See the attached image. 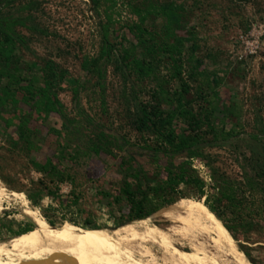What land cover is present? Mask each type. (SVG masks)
<instances>
[{"label": "rangeland", "instance_id": "1", "mask_svg": "<svg viewBox=\"0 0 264 264\" xmlns=\"http://www.w3.org/2000/svg\"><path fill=\"white\" fill-rule=\"evenodd\" d=\"M165 1L168 0H115L109 4L105 0H13L10 3L0 0V17L24 21L23 26L12 27L24 38V44L18 46L21 62H37L40 71L46 64L54 65L63 76L62 89L58 91L62 114H46L37 110L35 103L25 105L10 100L0 108V244H8L19 236L9 230L25 227L28 219L35 228L46 231L73 225L48 223L37 210L26 209L29 202L25 194L8 188L35 187L43 176L40 166L47 160L75 175L83 191L79 206L96 214L98 222L105 226L100 230L116 236L106 200L101 198L98 202L99 197L87 188L94 185L109 189L110 200L116 199L126 213L127 202L116 188L123 178L120 165L142 162L137 144L140 135L135 128L139 98H148L156 83L166 80L168 74L165 57L154 76L143 80L129 70L125 50L132 51L135 47L131 57L143 52L129 27L138 20L137 10ZM174 1L189 10L185 23L176 33L194 35L193 41L185 43V60L191 55L202 60L193 85L210 92L216 116L225 128L235 126L241 133L228 140L207 143L209 163L187 156L167 161L152 157L153 165H144L142 175L149 178L160 174L163 178L168 169L197 175L204 180L206 192L212 198L224 188L214 180L212 169L216 175L232 180L243 195L235 210L245 220L232 235L253 264H264V149L258 138L253 137L258 132L264 135V0ZM162 23L163 19L155 15L145 21L150 30H158ZM32 25L39 30L32 29ZM104 32L112 48L109 56L99 60L102 77L98 78L83 70L81 63L86 57L99 55ZM212 77L220 81L214 89L207 88ZM162 86L169 91L174 88L172 81H165ZM161 104L169 108V102L164 100ZM227 111L233 113L223 118ZM7 118L13 119L10 127L5 126ZM96 124L122 142L121 146L114 147L110 153L86 149ZM18 125L31 130L30 136L35 141L32 150L25 149L18 140ZM76 156L81 159L72 160ZM135 169L138 170L137 165ZM69 190V182H63L61 198H51L42 192V204L65 201ZM51 191L55 192L53 188ZM7 210L10 214L5 213ZM159 210L153 213V219L160 226ZM227 214L232 216L228 210ZM135 249L142 251L141 247ZM155 249L160 258L156 245ZM46 257L52 259L50 255ZM128 257L122 252L119 259L108 264H130L134 258Z\"/></svg>", "mask_w": 264, "mask_h": 264}, {"label": "trees", "instance_id": "2", "mask_svg": "<svg viewBox=\"0 0 264 264\" xmlns=\"http://www.w3.org/2000/svg\"><path fill=\"white\" fill-rule=\"evenodd\" d=\"M9 1L13 0H7L8 3ZM92 1L96 2V0ZM105 1L109 4L115 3V0ZM136 13L138 20L129 29L143 52L140 55L133 54L131 57L135 47L132 51L125 50L124 59L127 61L129 70L139 80H143L154 76L165 57L168 74L166 80L156 83L148 98L145 99L143 96L139 98L135 128L140 135L137 144L141 149L142 162L129 163L126 167L125 164L120 165L123 178L116 188L127 202L126 213L123 212L116 199L110 200L112 193L109 189H99L91 185L87 190H91L93 196L99 197L98 202L101 198L106 200L112 226L116 229L133 220L148 217L182 198H193L203 201L233 234L244 225L245 220H242L241 213L235 210L237 202L243 198V195L239 193V189L229 178L216 175L215 170H211L214 180L224 186L219 189V195L212 198L206 192L204 180L197 175H189L183 171L176 173L171 169L165 172L163 178L160 174L149 178L142 175L144 165H153L152 157L165 158L167 161L187 156L205 159V163H209L210 154L205 152L207 143L228 140L241 132L236 131L235 126L226 129L223 121L218 120L216 116L210 92L204 91L201 86L193 85L202 60L192 55L185 60L183 53L185 43L193 41L194 35L182 36L176 33V30L185 23L189 13L188 8L182 3L168 0L157 6L147 7L143 11L137 10ZM150 15L163 19L158 30H150L145 25ZM14 25L23 26L24 21L20 18L9 21L5 17H0V108L10 100L12 103L22 102L25 105L35 103L36 109L46 114L52 112L62 114V104L58 99V91L62 89V74L54 65L46 64L45 69L40 71L37 68V62H21L18 56V46L24 44V38L12 28ZM31 28L39 30L34 25ZM102 42L99 55L86 57L81 63L83 70L98 78L102 77L99 60L104 56H109L112 48L106 32L102 34ZM195 49L196 46L192 44V50ZM165 81H172L174 88L170 91L164 90L162 85ZM219 84L218 78L212 77L207 88L214 89ZM164 100L169 102L168 109L162 107L161 102ZM232 113L227 111L222 117L226 118ZM12 122V118H7L5 126L10 127ZM17 130L18 140L23 142V147L32 150L35 147V141L30 136L31 130L24 125H18ZM253 137L258 138L264 149L263 133L258 132V134H253ZM121 143L107 134L99 124H96L92 130V139L89 140L86 149L94 153L101 151L110 153L114 147H120ZM79 150L77 149L78 154L81 153ZM72 158V160L81 159L77 156ZM134 163L138 166V170L135 169ZM39 171L43 176L38 179L35 187L8 186L12 191L26 195L29 202V208L26 209L37 210L41 218L56 226L73 224L86 229L105 227L98 222L92 210L79 206L83 191L80 190L81 185L74 174L58 168L51 160L45 161ZM63 182L70 184L66 200H61L59 204L43 205L42 192L51 198H61L59 191L60 184ZM52 188L55 192L51 191ZM227 210L231 213V217L228 216ZM7 211L5 213L10 214V210ZM116 212L117 215H115ZM34 228L35 224L28 219L25 227L19 230H9V232L13 235H21Z\"/></svg>", "mask_w": 264, "mask_h": 264}, {"label": "bare ground", "instance_id": "3", "mask_svg": "<svg viewBox=\"0 0 264 264\" xmlns=\"http://www.w3.org/2000/svg\"><path fill=\"white\" fill-rule=\"evenodd\" d=\"M159 211L160 226L152 214L117 228L116 236L77 225L34 228L0 244V264H108L122 252L134 258L130 264H253L203 201L182 198Z\"/></svg>", "mask_w": 264, "mask_h": 264}]
</instances>
